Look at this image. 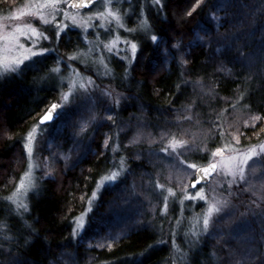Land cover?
<instances>
[{
    "label": "trees",
    "instance_id": "obj_1",
    "mask_svg": "<svg viewBox=\"0 0 264 264\" xmlns=\"http://www.w3.org/2000/svg\"><path fill=\"white\" fill-rule=\"evenodd\" d=\"M22 1L0 0V14ZM190 1L161 0L155 7H146L151 34L132 33L139 43L138 53H148L146 61L142 65L135 61L128 71L116 59L111 63L113 75L108 81L124 99L104 123L103 130L110 137L108 147L101 148L102 134L98 141L92 142L93 151L89 147L86 154L81 149L75 152L70 164L58 170L56 176L39 174L28 195L27 209L20 211L14 209L9 197L27 166L23 139L55 98L59 87L49 79L56 78L47 59L53 53L44 61L36 58L24 63L20 71L0 79L1 264H173L171 227L159 214L109 247L78 242L73 230L76 217L85 210L101 175L116 164L117 158L123 156L134 169L143 167L139 170L148 171L151 165L140 158H149L148 152L159 151L163 146L161 140L154 144L142 139L129 142L132 138L129 134V141L120 135L126 124L140 123L146 133L168 138L172 121L176 129L178 125L184 127L180 132L188 138L200 134L204 137L201 141L210 149L213 145L210 138L219 140L214 143L217 146L225 136L228 113H249L264 119V0H202L189 11ZM220 8L223 17L217 29L212 14ZM175 34L183 41L179 49L173 44ZM197 34L206 36L209 42L213 36V42L203 43ZM69 35L70 43L61 38L62 43L68 44L62 46L65 53L80 45L77 35ZM152 35L159 39L152 41ZM165 40L169 42L168 48ZM164 48L174 55L177 64L171 62L168 70L158 71L154 63ZM181 48L184 57L178 60ZM97 79L105 83L104 78ZM182 110L187 114L180 116ZM177 118L183 121L177 122ZM261 128L262 123L243 126L239 137L255 142ZM91 131L92 128L87 132ZM115 142L120 148L113 151ZM197 148L192 153L194 161L204 162L207 155L200 146ZM135 155L139 160L133 158ZM112 190L113 187H108L101 192V203L106 205ZM98 205L101 206L97 203L96 209ZM87 218L93 222L95 211L88 213ZM91 225L85 234H91ZM209 238L200 237L196 246L178 238L181 247L178 253L184 257L180 264H222L215 240L210 242Z\"/></svg>",
    "mask_w": 264,
    "mask_h": 264
},
{
    "label": "rangeland",
    "instance_id": "obj_2",
    "mask_svg": "<svg viewBox=\"0 0 264 264\" xmlns=\"http://www.w3.org/2000/svg\"><path fill=\"white\" fill-rule=\"evenodd\" d=\"M71 1L23 0L8 12L0 14V72L4 71L6 65L14 64L15 59L23 61L18 66L20 69L24 63L36 58L44 61L51 53L53 55L47 57L51 64L49 70L56 67L60 69L58 73L51 71L57 79L51 76L49 79L52 82L56 81L59 87L47 108L57 102L61 104L62 114L52 125L40 124L39 117L45 110L32 123L23 139L27 166L10 196L12 199L9 200L17 211L27 209L20 205H28V195L40 176H56L58 170L70 164L75 152L81 149L84 154L88 153L89 147L92 148V142H96V139L98 141L102 134L101 148L108 147L110 137L105 134L103 126L110 118L112 109H119L124 99L121 92L108 81L113 75L112 60L121 62L124 70L128 71L135 61L137 65H142L147 59L148 53L143 55L138 53L139 43L132 33L148 31V35L151 34L146 7L148 5L155 7L156 3L153 0H94L90 7L80 9L73 8ZM201 1L191 0L187 10H194ZM222 12L223 8H220V11L212 14L217 29L222 23ZM97 13L104 15L101 17ZM63 25L67 27L62 28L57 39L55 31L58 26ZM69 34L77 35L80 38V45L65 53L62 46L68 47L65 42H72ZM45 36L48 39H45ZM62 37L66 38L63 43ZM172 37L176 41H173L176 49L183 47V41L179 40L176 34ZM196 37L198 38V35ZM199 37L203 38H198L199 41L208 42V45L214 39L212 36V42H209L206 36L199 34ZM124 41L137 44L134 59ZM164 43L169 42L165 40ZM177 44L179 47H176ZM109 47L112 48L111 52L108 51ZM40 48L49 51L42 56L33 55ZM167 48L161 51L160 59L154 63L158 71L168 70L170 63L175 62L174 55L170 54ZM125 56L128 57L127 60L121 59ZM183 57L181 48L178 60ZM10 73L13 72L8 74ZM97 77L100 80L104 78L107 84L99 82ZM1 78L3 76H0ZM178 114L185 115L187 111L182 110ZM172 116L174 114L171 118ZM259 118L249 113L233 112L232 115L228 113L224 122L226 130L223 131L226 134L217 146L214 143L219 140L215 137L210 138L213 142L210 149L201 141L204 137H200V134L188 138L186 133L180 132L184 127L178 125L176 129L172 121L171 136L168 138H160L158 134L154 135L152 132L146 133V130L140 127V123L132 126L126 124L120 135L128 141L127 137L131 136L129 142L142 139L154 144L161 140L163 146L159 151L148 152L149 158H140L151 165L148 171L139 170L143 167L134 169L123 156L117 158L116 164L98 180L93 191L95 196L93 197V194L91 196V203L88 201L85 210L76 217L74 229L82 214L84 227L75 232L74 238L87 246L109 247L120 237L143 227L159 214L171 227L173 264H180L184 260L180 254L178 238L189 246H196L200 237L204 236H209L210 242L215 240L222 264H264V150L261 149V146H264V128L259 131V137L255 142L247 140L249 138L239 137L243 126L255 127L262 123L264 127V119ZM176 121L181 122L183 119L177 118ZM91 128L92 131L88 133ZM175 131L180 134L177 136ZM29 133L32 134L30 140ZM128 134L130 136H127ZM243 139H246V142L243 143ZM26 143L31 147L30 157L25 148ZM173 144L176 145L175 148L172 147ZM199 146L201 152L207 155L204 162H195L192 156L193 150ZM119 148L117 142L112 146L113 151ZM165 148L168 151H163ZM217 148L222 149V152L213 156ZM253 148L258 155L251 157L246 165H241L244 169L243 179L240 178L238 170L233 176L231 172L233 165L238 164L242 155ZM135 156L137 158H133L139 160L138 155ZM215 160L218 161V168L210 180L193 187L192 181L196 179L198 168ZM191 164H196L197 169L191 168ZM29 165L31 172L24 176ZM111 171H120L115 183L102 179ZM30 183L34 184V187H29ZM108 187H113V190L105 205L100 202L99 197L103 196L101 192ZM201 187L207 200L192 199L191 197H194ZM165 198L166 211L163 210ZM208 201L214 203L222 201L223 204L220 212L213 214L208 231L204 232L202 217ZM97 203H100L103 209L100 210L99 205V209H96ZM92 210L95 211V218L93 222H88L87 215ZM90 225L92 232L87 235L84 232ZM83 233L86 236L82 238Z\"/></svg>",
    "mask_w": 264,
    "mask_h": 264
},
{
    "label": "snow or ice",
    "instance_id": "obj_3",
    "mask_svg": "<svg viewBox=\"0 0 264 264\" xmlns=\"http://www.w3.org/2000/svg\"><path fill=\"white\" fill-rule=\"evenodd\" d=\"M154 3L156 4H160V0H153ZM92 3V0H80L79 3L73 5L74 7H85L87 4H91ZM162 7V5H160ZM97 15H100L101 17H103V13H97ZM112 15H116L115 13H112ZM117 19H119L117 17ZM67 25H63V26H58L56 31H55V35H56V38L58 39L59 36H60V32L62 30V28H66ZM198 35V38L200 39H203L202 37H199V34ZM45 39H48V37H44ZM150 39L152 41H157L159 38L155 35H152L150 37ZM126 47L130 50L131 54H132V59L135 58V52L137 50V44L135 42H131V41H124ZM107 47V46H106ZM176 47H179V44L176 45ZM49 51L48 49H45V48H40L37 52H34L33 55L35 56H42L43 53ZM108 51L111 52L112 51V48L109 47L108 48ZM119 54V52L117 51V55ZM69 59H72V57H69ZM121 59H124V60H127L128 57L125 56V57H121ZM23 61L21 59H15L14 60V64H8L5 66V69L3 72H0V76H4V75H7L9 72H17V71H20L21 69H19V65L22 63ZM186 63V61H185ZM50 71L52 72H56L58 73L60 71L59 67H56V68H52L50 69ZM89 83H91V81L89 80ZM106 95H111L110 93H105ZM66 98V97H65ZM116 103L118 104L119 101L117 100ZM58 105L57 104H52L51 105V108L45 113L44 116H42L40 118L41 120V123H43L44 121H47V120H51L53 118V111L55 109H57ZM62 113L61 112H57L56 113V117L57 119L60 117ZM32 138V134L29 133L28 134V139L30 140ZM105 144H107V140H105ZM173 148L176 147L175 144L172 145ZM25 148H26V151L29 155V157L31 156V147L26 143L25 144ZM261 149L264 150V146H261ZM163 151H168L167 148L163 149ZM222 152V149L220 148H217L215 150V153H213L212 155L214 156L216 153H220ZM258 153L255 151V149H250L248 152H246L245 154L242 155V158L241 160L239 161L238 164H234L233 165V168L231 169V172H232V175L235 176L236 175V171L238 170L239 173H240V178L243 179V172H244V169L241 165H246L248 160L253 157V156H257ZM191 168L193 169H197V165L196 164H191L190 165ZM216 164L215 163H212L211 161L209 162V164L206 166V167H203V168H200L198 169V176H197V181L196 183L200 182V180H203V179H206L207 177H209L211 175L212 172H215L216 171ZM123 168L121 166V169L120 171H122ZM120 171H111L108 175L104 176L102 179L104 181H107V182H110V183H115L118 179V176L120 175ZM31 172V165H29V169L24 173V176H28ZM231 183V181L229 182ZM21 187H23V182H21ZM29 187H34V184H29ZM160 187H163V186H160ZM193 187H195V184L193 185ZM169 191L171 192V189H169ZM95 196V192H93V197ZM192 199H196V198H199L201 200H207V197L203 194V187H201V189L199 191L196 192V195L194 197H191ZM9 199L11 200L12 198L9 197ZM89 203H91V198L89 199ZM208 206H207V209L202 217V231L204 232H207L208 231V227H209V223H210V220L213 216L214 213H219L220 210H221V206L223 204L222 201H217V202H212V201H208ZM21 207H27L26 205H20ZM167 209V201H166V198H165V205H164V211H166ZM84 227V224H83V214L81 216V219L77 220V226L76 228L73 230L74 234L76 231L78 230H81L83 229Z\"/></svg>",
    "mask_w": 264,
    "mask_h": 264
},
{
    "label": "water",
    "instance_id": "obj_4",
    "mask_svg": "<svg viewBox=\"0 0 264 264\" xmlns=\"http://www.w3.org/2000/svg\"><path fill=\"white\" fill-rule=\"evenodd\" d=\"M80 2V0H72L71 1V5H72V7L73 8H75V9H80V8H86V7H90L92 4H93V2H94V0H92V3L91 4H87L85 7H74L73 5H75V4H77V3H79ZM56 25L58 24V23H55ZM52 104H54V103H52ZM51 104V105H52ZM55 104H57L58 105V107H57V109H55L54 111H53V118L51 119V120H47V121H44L43 123H41V120H40V118L42 117V116H44L45 115V113L51 108V105L46 109V111L39 117V123L40 124H49V123H52V122H54L56 119H57V117H56V113L57 112H61V104H59V103H57V102H55ZM212 163H215L216 164V170H217V168H218V161L217 160H215V161H211ZM209 164V162L208 163H206V164H204V165H202V166H200L198 169H200V168H203V167H206L207 165ZM215 172H212L211 173V175L209 176V177H207L206 179H203V180H200V182H198V183H196V181H197V176H198V170H197V172H196V179L194 180V181H192V186L195 184V186L196 185H200V184H205V183H207L209 180H210V178L213 176V174H214Z\"/></svg>",
    "mask_w": 264,
    "mask_h": 264
}]
</instances>
